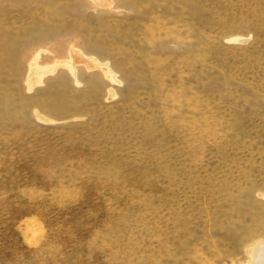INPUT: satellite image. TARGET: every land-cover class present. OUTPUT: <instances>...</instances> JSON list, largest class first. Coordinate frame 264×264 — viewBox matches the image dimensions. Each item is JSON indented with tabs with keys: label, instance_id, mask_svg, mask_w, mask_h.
<instances>
[{
	"label": "rangeland",
	"instance_id": "374dc122",
	"mask_svg": "<svg viewBox=\"0 0 264 264\" xmlns=\"http://www.w3.org/2000/svg\"><path fill=\"white\" fill-rule=\"evenodd\" d=\"M264 241V0H0V264H250Z\"/></svg>",
	"mask_w": 264,
	"mask_h": 264
},
{
	"label": "bare ground",
	"instance_id": "6f19581e",
	"mask_svg": "<svg viewBox=\"0 0 264 264\" xmlns=\"http://www.w3.org/2000/svg\"><path fill=\"white\" fill-rule=\"evenodd\" d=\"M256 241L252 246L250 264H264V241Z\"/></svg>",
	"mask_w": 264,
	"mask_h": 264
}]
</instances>
